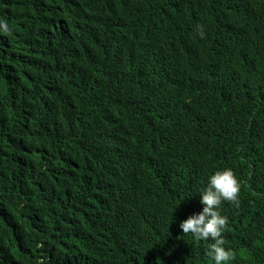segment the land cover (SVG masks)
Wrapping results in <instances>:
<instances>
[{
  "label": "trees",
  "instance_id": "1",
  "mask_svg": "<svg viewBox=\"0 0 264 264\" xmlns=\"http://www.w3.org/2000/svg\"><path fill=\"white\" fill-rule=\"evenodd\" d=\"M0 20V264H213L179 223L224 167L229 264H264V0H0Z\"/></svg>",
  "mask_w": 264,
  "mask_h": 264
},
{
  "label": "clouds",
  "instance_id": "2",
  "mask_svg": "<svg viewBox=\"0 0 264 264\" xmlns=\"http://www.w3.org/2000/svg\"><path fill=\"white\" fill-rule=\"evenodd\" d=\"M0 32L11 34L8 25L0 20ZM203 33H201V36ZM241 182L230 167L212 172L207 177L206 185L199 192L201 209L179 223L184 234H190L195 241L211 240L208 255L213 264H229L234 258L231 248L226 247L224 231L228 217L222 214L223 203L232 207L240 205Z\"/></svg>",
  "mask_w": 264,
  "mask_h": 264
}]
</instances>
